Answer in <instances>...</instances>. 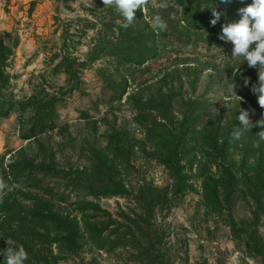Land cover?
Masks as SVG:
<instances>
[{"label": "trees", "instance_id": "1", "mask_svg": "<svg viewBox=\"0 0 264 264\" xmlns=\"http://www.w3.org/2000/svg\"><path fill=\"white\" fill-rule=\"evenodd\" d=\"M57 1L74 11L69 0ZM250 3L143 0L134 22L124 28L114 5L94 0L82 6L85 14L72 28L64 27L61 44L52 54L53 75L63 74L65 84L56 91L52 85L49 89L43 76L45 85L34 86L28 97L16 94L8 72L19 43L9 44L0 31V120L17 115L19 137L28 142L27 147L0 156L4 253L23 246L25 264H61L88 248L92 257L87 264H100L96 253L120 252H127L135 264H170L166 233L157 225V214L170 212L175 200L200 193L206 216L222 219L246 258L264 264V140L258 135L264 131V107L253 91L259 86L257 70L236 60L217 71L221 85L240 100L227 113H218L216 103L208 98L210 85L197 96L209 66L186 53L203 45L211 50L230 43L219 38L222 28L238 21V9ZM213 9L220 13L215 25L210 23ZM156 17L163 28L155 25ZM156 66H160L158 75L147 78ZM92 70L102 84L98 112L103 106L109 115L125 102L142 137L115 120L104 134L106 147L94 149L92 169L59 167L50 136L69 133L60 123V110L67 97L86 94L84 76ZM251 109L257 115L245 126L238 117ZM82 118L91 120L88 114ZM101 122H109L107 115ZM236 128L243 130L239 139L233 136ZM33 147L43 159L30 154ZM137 154L164 167L172 185L127 184L122 172L133 168ZM106 198L125 199L128 207L120 208L116 216L102 207ZM57 203L65 208L58 210ZM239 203L249 211L244 219L235 216Z\"/></svg>", "mask_w": 264, "mask_h": 264}, {"label": "rangeland", "instance_id": "2", "mask_svg": "<svg viewBox=\"0 0 264 264\" xmlns=\"http://www.w3.org/2000/svg\"><path fill=\"white\" fill-rule=\"evenodd\" d=\"M92 1L94 0H69L74 7V11H70L57 0H0V31L9 44L13 45L16 41L19 43L12 65L8 68L19 97L30 96L33 87L39 83L45 85L43 76L48 82L46 86L49 88L52 85L55 91L65 84L63 74L53 75L50 60L61 44L64 27L72 28L78 17L85 14L82 6ZM233 47L234 45L228 43L222 48L215 47L207 50L203 45L196 52L191 50L186 52L187 55L198 59L201 64L210 68L198 85L197 96H201L210 85L208 98L217 105L214 112L227 113L240 101L230 88L221 85L223 80L220 75L216 76L217 71L223 70L227 63L236 61L231 58ZM80 51L85 52L86 49L81 47ZM176 56L174 53V59ZM255 68L259 76V65ZM159 70L160 66H156L147 78L156 77ZM84 81L83 89L86 94L76 92L67 97L60 110V123L68 127L69 133L65 135L54 133L50 136L57 152L59 167L70 165L81 170L92 169L96 162L94 149L106 147L104 134L109 131L110 123L113 124L115 120L119 125L129 126L137 138L142 137L141 132L133 124L132 109L125 102L110 110L109 115L103 106L100 108L101 112H98L97 104L100 103L102 84L95 70L88 71ZM185 91L189 93L190 89L187 87ZM244 108L242 106L243 110ZM246 113L249 123L257 115L252 109ZM84 114L90 115L91 120L83 119ZM106 115L109 122L105 124L101 121ZM114 115L117 119H114ZM3 122L11 133L5 154L27 147L28 142L22 141L17 134H14V132L19 133L18 116L13 115ZM95 125L97 128H94ZM30 154L37 159H43L35 147L30 150ZM10 157V154L7 155V159ZM122 175L127 184L133 186H137L142 181L152 182L159 188L172 185L171 177L164 167L155 161L144 159L140 154L133 158V168H127ZM48 181L53 185L57 184L55 179ZM195 181L198 183L197 180ZM197 185L200 189V184ZM15 188L16 185L13 186V189ZM76 198L77 194H73L72 200L76 201ZM101 204L105 210L116 216L120 208L128 207V202L120 198H106L101 201ZM63 207L65 208V205ZM63 207L59 203L56 204L58 210ZM235 216L238 219L248 217V208L239 203ZM157 225L162 232L166 233V258L170 264H201L204 261L208 264H261L260 260L246 258L242 250L237 247L231 230L225 226L222 219L206 216L200 193L188 194L180 200H175L170 212L157 214ZM3 244L0 239V256L2 257L4 256ZM96 256L100 264H135L127 252H120L114 256L96 253ZM91 257L92 254L87 248L80 255L71 257L69 261L61 264H84V262L87 264Z\"/></svg>", "mask_w": 264, "mask_h": 264}, {"label": "clouds", "instance_id": "3", "mask_svg": "<svg viewBox=\"0 0 264 264\" xmlns=\"http://www.w3.org/2000/svg\"><path fill=\"white\" fill-rule=\"evenodd\" d=\"M105 6L114 5L122 17V27L128 28L135 20V10L142 8L143 0H103ZM231 0H221V3H230ZM242 3L245 0H241ZM240 19L236 22L223 26L220 39L234 45L231 58L241 61L240 64L247 62L249 67L259 65V86L254 87L253 91L259 96V104L264 107V0H251L246 7L238 9ZM213 16L210 21L215 25L220 20V13L213 9ZM155 25L163 28L164 24L159 17L155 18ZM238 119L247 126L249 121L247 113H242ZM233 133L235 139H239L243 131L236 128ZM259 137L264 140V131L260 132ZM5 261L3 264H25L28 259L27 252L23 246L7 248Z\"/></svg>", "mask_w": 264, "mask_h": 264}, {"label": "crops", "instance_id": "4", "mask_svg": "<svg viewBox=\"0 0 264 264\" xmlns=\"http://www.w3.org/2000/svg\"><path fill=\"white\" fill-rule=\"evenodd\" d=\"M3 121L4 120H0V156L5 155V150H7L6 148L8 147V139L11 138V133ZM14 134H17L19 137V133L14 132Z\"/></svg>", "mask_w": 264, "mask_h": 264}]
</instances>
